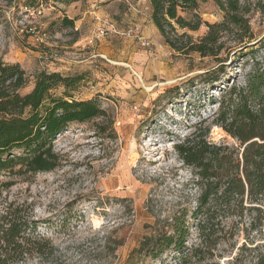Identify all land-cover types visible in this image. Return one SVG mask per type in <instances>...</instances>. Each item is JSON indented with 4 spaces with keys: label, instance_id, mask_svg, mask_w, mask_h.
<instances>
[{
    "label": "rangeland",
    "instance_id": "rangeland-1",
    "mask_svg": "<svg viewBox=\"0 0 264 264\" xmlns=\"http://www.w3.org/2000/svg\"><path fill=\"white\" fill-rule=\"evenodd\" d=\"M29 1L0 0V62L26 71L22 93L42 71L79 77L71 87L56 86L52 97L95 99L106 114L73 122L56 136L57 168L0 174V211L23 206L50 244L22 264H181L185 253L187 264H256L264 226L251 227L248 213L242 219L217 213L202 244L193 215L201 187L176 146L196 129L209 130L215 143L238 145L214 121L223 91L244 84L253 60L264 54V0H240L253 38L225 35L220 56L232 54L216 83L204 72L223 63L171 48L151 20L148 0ZM198 12L207 23L225 16L214 1ZM66 16L74 26L64 25ZM207 31L205 23L178 29L194 40ZM184 212V252L171 247L146 256L143 243L174 234L172 220Z\"/></svg>",
    "mask_w": 264,
    "mask_h": 264
},
{
    "label": "trees",
    "instance_id": "trees-1",
    "mask_svg": "<svg viewBox=\"0 0 264 264\" xmlns=\"http://www.w3.org/2000/svg\"><path fill=\"white\" fill-rule=\"evenodd\" d=\"M37 1L29 2L38 5L49 2ZM52 1L69 3L71 0ZM148 1L151 20L171 48L184 54L213 57L223 63L217 70L204 72L210 83L221 79L226 73L225 62L231 58V51L226 58L220 56L225 35L235 31L253 38L246 17L249 10L240 0ZM207 1L216 2L225 12L223 21H203L198 9ZM63 23L74 26V20L67 16ZM204 23L208 31L199 40L187 33H178V29L198 30ZM254 53L251 54L254 56ZM78 80L79 77L42 71L37 74L32 90L22 93L28 83L26 71L18 63L0 62V174L20 175L57 168L61 157L53 146L56 136L73 122L81 123L106 114L95 99L52 97L51 91L56 86L71 87ZM214 124L236 139L238 145L215 143L207 136L209 130L200 134L196 129L176 146L184 164L194 172V184L201 187L199 205L193 215L198 216L202 244L209 240L210 226L217 213L240 219L248 213L251 227L264 226V54L253 60L244 84H233L223 91ZM187 217V212L175 216L174 234L150 238L143 243L141 251L152 257L160 256L171 247L184 252ZM38 224L23 206L14 203L4 206L0 211V264H22L27 257L44 253L50 244L39 235ZM256 250V264H264V248ZM185 255L181 264H187Z\"/></svg>",
    "mask_w": 264,
    "mask_h": 264
},
{
    "label": "built area",
    "instance_id": "built-area-1",
    "mask_svg": "<svg viewBox=\"0 0 264 264\" xmlns=\"http://www.w3.org/2000/svg\"><path fill=\"white\" fill-rule=\"evenodd\" d=\"M103 32V30H101Z\"/></svg>",
    "mask_w": 264,
    "mask_h": 264
}]
</instances>
